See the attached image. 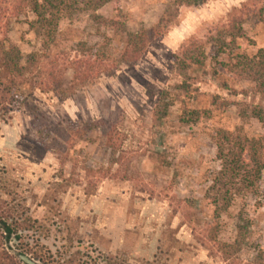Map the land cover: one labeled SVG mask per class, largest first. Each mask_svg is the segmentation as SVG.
Returning <instances> with one entry per match:
<instances>
[{
  "label": "rangeland",
  "instance_id": "rangeland-1",
  "mask_svg": "<svg viewBox=\"0 0 264 264\" xmlns=\"http://www.w3.org/2000/svg\"><path fill=\"white\" fill-rule=\"evenodd\" d=\"M172 1L122 0L99 10L101 19L87 11L61 22L58 53L65 57L80 54L81 41L120 56L124 32L107 25L119 17L120 6L130 31L164 23L165 34L137 64L76 88L69 70L66 94L30 96V106L0 121V215H13L9 221L20 223L22 236L9 244L13 254L19 248L45 254L47 248L61 264H229L204 236L214 217L206 192L221 168L220 131L244 126L249 137L264 136L258 119L243 121L240 106L226 105L252 101L255 84L229 72L227 54L212 45L203 68L181 70L178 58L191 40L208 41L235 11L260 9L264 0H209L179 9L170 8ZM165 16L168 22H162ZM9 25L25 57L42 50L29 24L12 19ZM245 32L233 55L254 56L264 48L260 17L248 20ZM233 89L240 94L234 96ZM163 102L170 110L160 120L156 113ZM98 120L117 125L123 151L108 148L103 132L95 131L77 147L79 165L75 159L63 166L57 152L39 144L41 121ZM84 165L118 175H91ZM241 225L250 229L241 253L246 261L257 246L264 249V174L259 195L239 197L222 217L221 240L234 242Z\"/></svg>",
  "mask_w": 264,
  "mask_h": 264
},
{
  "label": "trees",
  "instance_id": "trees-1",
  "mask_svg": "<svg viewBox=\"0 0 264 264\" xmlns=\"http://www.w3.org/2000/svg\"><path fill=\"white\" fill-rule=\"evenodd\" d=\"M209 0H173L170 8L200 6ZM122 0H0V121L7 116L21 111L34 95L66 94L64 88L69 70L74 71L73 87L86 85L96 81L104 75L114 74L123 65H134L140 62L149 47L161 39L165 34L164 23L141 32H132L128 29L126 20H123V10L118 7L119 17L107 21V25L117 27L124 32L125 45L120 56L116 57L113 51H106V46L89 45L87 42L78 43L80 54L74 57L62 56L58 53L60 43V24L64 19H72L78 14L93 11L97 19L101 16L97 12L106 6L116 3L121 5ZM34 18L31 20L30 17ZM260 17L264 22V7L245 6L231 15L227 24H221L208 41L191 40L185 46L184 58H178L179 68L186 70L191 66L203 68L206 65L207 46L217 48L220 55L227 54L230 62L224 63L227 70L243 80L255 84L252 101L227 103L226 105L240 106V117L243 121L250 118L258 119L264 125V48L259 49L254 56L241 53L233 55L237 50L238 41L246 37L245 24L248 20ZM26 22L35 36L42 41V50L34 51L26 57L20 46L15 44L9 33V22ZM168 22L165 16L162 22ZM237 47V48H236ZM55 51V54H53ZM228 86V84H226ZM227 89L230 88L228 87ZM236 96L240 93L231 90ZM242 93L248 96L249 92ZM167 96V95H165ZM162 102V101H161ZM161 104V103H160ZM170 106L163 102L157 110V118L162 120L168 116ZM201 111H194L197 118L202 117ZM11 118V117H10ZM197 120V119H196ZM95 131H102L107 139V147L116 152L123 151L121 133L117 125L106 120L92 122H72L64 125L41 121L38 132L41 134V143L47 150L57 152L66 166L75 160L76 166L80 159L76 154L80 141L87 140ZM218 159L221 168L216 172L212 183L206 192L207 202L214 208L212 222L203 230L206 240L215 247L220 255L229 264H264V249L255 248V253L248 260L242 259V251L250 229L245 226L238 227V235L234 242L221 240V220L224 214L233 207L236 199L244 196H257L261 190L264 174V136L251 138L244 133V126L236 131L222 130L216 138ZM91 175L102 174L111 177L112 169L103 168L99 171L93 167L85 166ZM95 186V182L91 183ZM1 200V197H0ZM1 202V201H0ZM0 264H27L21 255H27L41 261L43 264H61L55 261L51 251L46 248L48 255L43 252L31 253L28 249H18L13 254V247L9 246L13 238L21 239L20 223L10 222L13 215H0ZM8 218V220L5 219ZM243 217L241 216V220ZM90 264V263H85ZM92 264H101L96 261ZM110 264H122L114 262Z\"/></svg>",
  "mask_w": 264,
  "mask_h": 264
},
{
  "label": "water",
  "instance_id": "water-1",
  "mask_svg": "<svg viewBox=\"0 0 264 264\" xmlns=\"http://www.w3.org/2000/svg\"><path fill=\"white\" fill-rule=\"evenodd\" d=\"M20 257L27 264H40L38 261H36L35 259H33L27 255H21Z\"/></svg>",
  "mask_w": 264,
  "mask_h": 264
}]
</instances>
